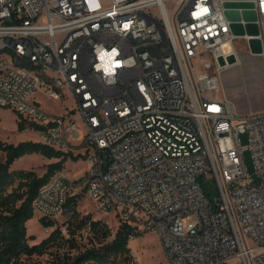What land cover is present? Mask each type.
<instances>
[{
  "label": "built area",
  "instance_id": "2783aa9c",
  "mask_svg": "<svg viewBox=\"0 0 264 264\" xmlns=\"http://www.w3.org/2000/svg\"><path fill=\"white\" fill-rule=\"evenodd\" d=\"M241 38L264 55V0H0V106L88 165L39 189L38 221H60L86 190L119 223L155 232L168 264H264V111L240 115L221 93ZM38 95L76 106L51 112Z\"/></svg>",
  "mask_w": 264,
  "mask_h": 264
},
{
  "label": "trees",
  "instance_id": "16d2710c",
  "mask_svg": "<svg viewBox=\"0 0 264 264\" xmlns=\"http://www.w3.org/2000/svg\"><path fill=\"white\" fill-rule=\"evenodd\" d=\"M17 123L19 131L38 128V124L29 122L19 114ZM0 150L6 155L5 160H0V264H30L23 259L24 255L42 254L53 246L68 247V250L56 255L53 264H136L130 241L131 237L143 232H135L130 224L121 222L113 239L106 241L112 231L102 219H93L88 213L74 224L80 215L79 194L69 196L65 204L66 214H71L68 220L71 236H65L62 229L57 227L41 241L30 244L35 236L29 235L27 223L35 215L33 202L39 189L55 173L65 168L69 158L78 160L80 156L32 140L13 143L0 139ZM30 153H40L58 160L49 162L42 175L33 168H12L17 158ZM41 221L45 227L54 225L53 220L42 218ZM88 221H91V230L99 237V244L80 248L76 233L85 228Z\"/></svg>",
  "mask_w": 264,
  "mask_h": 264
},
{
  "label": "rangeland",
  "instance_id": "374dc122",
  "mask_svg": "<svg viewBox=\"0 0 264 264\" xmlns=\"http://www.w3.org/2000/svg\"><path fill=\"white\" fill-rule=\"evenodd\" d=\"M235 45L240 59L235 64L226 66L222 70L221 93L234 104L236 112L240 115L264 111V55L254 53L249 41L243 38L237 39ZM37 97L47 110L55 113H64L68 108L72 109L76 106V102L72 96L59 101L44 95H38ZM17 118L18 113L11 107L0 106V139L13 143L25 140L40 141L38 133L34 130L26 129L19 131ZM240 139L243 144H247L248 134L241 133ZM244 160L247 169L252 173L254 179H259L252 152L248 148L244 151ZM71 161H78L74 165V168H79L80 174L86 168V160L83 157H80L78 160L71 158ZM47 164V157L40 153H30L17 158L12 168H33L37 172H42ZM200 182L209 199L213 202L215 208H217L218 198H220V188L216 179L203 175L200 177ZM78 194L80 195L78 205L80 215L76 218L77 220L74 224H77L82 216L90 213L93 219H102L104 222H107L111 228L112 235L106 241L112 240L120 225L119 219L114 217L110 212L99 209L95 205L94 200L88 197L86 190ZM70 216L71 214H66L65 212L61 216L60 221H54L50 232L62 226L66 228L68 235L71 236V226L68 223L69 218H71ZM44 228L45 226L42 221H38L36 216L30 219L28 224L29 235L34 234L35 236L34 240H30V244L39 242L46 236ZM76 238L80 248L99 244V237L92 230L89 231L86 228L78 230ZM130 242L136 264H168L160 244V239L155 232L149 230L143 231L141 235L134 237ZM64 250H68V247L53 246L42 254L24 255L23 259L30 264H53L56 255L62 254ZM73 252H76V250L73 249ZM239 261L240 259L235 258L233 264H239Z\"/></svg>",
  "mask_w": 264,
  "mask_h": 264
},
{
  "label": "crops",
  "instance_id": "0c3cea01",
  "mask_svg": "<svg viewBox=\"0 0 264 264\" xmlns=\"http://www.w3.org/2000/svg\"><path fill=\"white\" fill-rule=\"evenodd\" d=\"M48 159V163L49 162H52V161H56L58 160L57 158H47ZM0 160H5V152H0ZM15 162V161H14ZM78 162V161H77ZM76 161H71V158H69L66 163H65V168L62 170L63 172H65L66 174H68L71 178H78L80 177L83 173H84V170L88 167L87 163H86V168L83 170V172L80 174V170L79 168H74V165L77 163ZM14 164V163H13ZM12 164V166H13ZM46 170V167L45 169L42 171V172H38L40 175H42Z\"/></svg>",
  "mask_w": 264,
  "mask_h": 264
},
{
  "label": "bare ground",
  "instance_id": "6f19581e",
  "mask_svg": "<svg viewBox=\"0 0 264 264\" xmlns=\"http://www.w3.org/2000/svg\"><path fill=\"white\" fill-rule=\"evenodd\" d=\"M240 59V57H239V55L235 58V60L234 61H232V62H229V65H233V64H235L238 60ZM228 65V66H229ZM30 222V221H29ZM29 222L27 223V224H29ZM50 230H51V228H49L48 230H46L45 228H44V232L46 233V234H48L49 232H50ZM132 241V240H131ZM130 245H131V242H130Z\"/></svg>",
  "mask_w": 264,
  "mask_h": 264
},
{
  "label": "water",
  "instance_id": "95a60500",
  "mask_svg": "<svg viewBox=\"0 0 264 264\" xmlns=\"http://www.w3.org/2000/svg\"><path fill=\"white\" fill-rule=\"evenodd\" d=\"M230 17H234L235 15H232L231 13L229 14ZM235 60V57L232 55L229 57V61L232 62Z\"/></svg>",
  "mask_w": 264,
  "mask_h": 264
}]
</instances>
